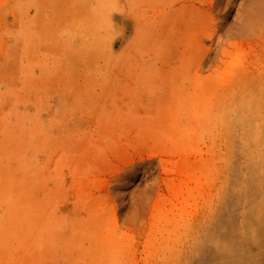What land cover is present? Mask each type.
<instances>
[{
    "label": "rangeland",
    "instance_id": "obj_1",
    "mask_svg": "<svg viewBox=\"0 0 264 264\" xmlns=\"http://www.w3.org/2000/svg\"><path fill=\"white\" fill-rule=\"evenodd\" d=\"M250 127L264 0H0V264H264Z\"/></svg>",
    "mask_w": 264,
    "mask_h": 264
},
{
    "label": "bare ground",
    "instance_id": "obj_2",
    "mask_svg": "<svg viewBox=\"0 0 264 264\" xmlns=\"http://www.w3.org/2000/svg\"><path fill=\"white\" fill-rule=\"evenodd\" d=\"M252 111V109H250ZM251 121L250 119H241L240 123L245 124L247 122ZM254 129L250 127L248 129L249 137L251 138V142L248 143L247 149L251 152L250 159L253 158L255 161L259 162L258 158L253 155L254 152L258 151L264 147V132L261 134L254 135ZM251 161V160H250ZM257 176V175H256ZM259 179L260 183L256 184L257 182L255 179ZM256 182V183H255ZM251 187L249 188V195L251 197H255L254 201H251L247 204L248 206L245 208V218H246V230L247 232H253L257 229V227H254L253 225L256 222H260V214L261 210L264 209V182L262 179H260L258 176L253 177V180L250 181ZM235 195V194H234ZM236 249H239L238 245H235Z\"/></svg>",
    "mask_w": 264,
    "mask_h": 264
}]
</instances>
